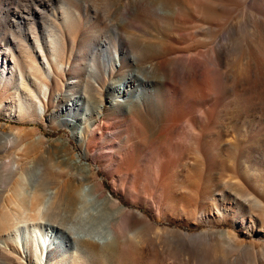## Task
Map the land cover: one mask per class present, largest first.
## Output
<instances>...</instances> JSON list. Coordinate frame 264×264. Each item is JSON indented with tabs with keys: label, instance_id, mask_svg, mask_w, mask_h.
<instances>
[{
	"label": "rangeland",
	"instance_id": "obj_1",
	"mask_svg": "<svg viewBox=\"0 0 264 264\" xmlns=\"http://www.w3.org/2000/svg\"><path fill=\"white\" fill-rule=\"evenodd\" d=\"M134 1L0 0V61L4 56L16 69L14 84L0 83V234L18 229L21 173L54 203L50 214L59 215L57 224L50 215L53 222L46 224L63 235L83 227L67 214L66 186L87 187L98 179L113 202L87 207L109 213L124 206L127 215L142 214L162 245L145 249L126 238L115 244L114 255L82 253L86 264H264V0H177L170 14L142 7L128 19ZM54 35L61 39L65 71L54 66L47 92L28 79L36 104L32 112L19 113L20 99L31 98L29 89L17 91L21 77L31 74L32 57L24 47L41 61L36 44L45 46ZM121 44L140 51L145 63L179 55L199 74L189 78L168 60L139 102L127 109L106 105L97 120L82 107L75 110L77 126L65 122L71 97L93 111L101 97L108 104L110 81L92 79L87 68L105 46L114 51ZM173 68L176 81L169 80ZM88 124L79 140L78 126ZM75 158L96 177L74 173ZM113 216L116 222L120 214ZM178 231L200 234L201 245L176 247L164 233ZM16 256L0 249V264H30Z\"/></svg>",
	"mask_w": 264,
	"mask_h": 264
},
{
	"label": "bare ground",
	"instance_id": "obj_2",
	"mask_svg": "<svg viewBox=\"0 0 264 264\" xmlns=\"http://www.w3.org/2000/svg\"><path fill=\"white\" fill-rule=\"evenodd\" d=\"M178 3L179 1L177 2V0H135L133 3H129V10L127 12L128 19L142 7L151 9L158 15L160 14L164 16L172 13ZM218 6L220 7V10L223 9L222 4H219ZM72 21L73 19L68 16L66 17L65 24L69 26L71 25V23H73ZM254 25L252 27L253 31L251 30L252 32H254V30L256 29V25L255 27ZM59 37L60 36L56 35H54V37L52 36V39L47 42L45 46H42L39 42H37L36 47L42 56L41 61H38L37 56L32 53L33 51H29L30 47L29 49L28 47H24L26 48L25 53L29 57H32V60H30L32 61V64L29 68L31 74L27 78H24V76H20L21 82L19 83L20 86L18 85L17 91L22 92L23 90H26V88L29 89V87L27 86V80L29 79L32 84H38L47 92L50 89L51 79L56 73L54 66H56L57 69L61 70L62 72L65 71V64L59 60V50L61 46V39ZM131 38L132 37L128 36V40ZM150 47L148 48L152 49V47L154 46H152L151 48ZM260 47L261 50L259 51L262 54L264 53V46L260 44ZM144 48L145 47H143L142 49ZM148 48L146 49L149 50ZM155 48H153V51ZM143 51H145V49ZM139 52L140 51L135 52L123 48V45L121 44L120 48L114 51L105 46L101 51L100 58L94 55L92 57V63L87 68V74L92 79L97 80V78L103 77L105 80L110 81L109 87L111 88L109 89L108 104H106L105 100L101 97L99 98V102L95 110L93 111L92 109H89L88 103L86 104V107L83 106L84 104L82 103V99H74L73 97H71L69 102L67 103V106L64 107V109L68 113V117L65 118V122H70L74 126L78 124L75 110H79L82 107V110L87 116L92 117L93 114L96 113L97 120L98 118H100V115H103L106 105L110 110L117 106H124L127 109L130 103L134 101L139 102L141 96L144 95V87L149 86L157 79L155 78L157 67L159 65L165 64L168 60L171 61L174 65L182 67L184 70V74L189 78H193L194 76L199 74V70L195 69L191 64H182L181 57L179 55L177 56L169 54L171 56L170 58L168 57L165 60H160L157 63H145V59L143 60V57L145 56H142V53L140 54ZM48 53L50 54L51 58L48 56ZM5 58L6 57L3 56L2 60L0 61V83L4 86H7L16 82L14 79L16 69L14 64H8V58H6V62L3 63V60H5ZM126 67L127 70L125 74H123V72H120ZM202 70H205L204 66H202ZM178 74V71L173 68V70L168 74L169 80L176 81ZM165 78H162L161 80H166ZM101 87L104 88L105 85ZM29 90L32 99H20V102L17 106L19 113L28 114L33 111V108L36 104L33 101V98L34 96L37 97V95L31 88ZM44 111L45 107L41 104V112L43 113ZM91 126L92 124H88L84 127L82 125L78 126V132L80 133L79 140H82L84 130L86 128L90 130ZM96 130L97 129H93L92 133H95ZM71 164L76 171L73 172L82 174V176L86 178V180H88L91 176L96 177L95 173L88 166L81 163V158L73 159L71 161ZM32 184L33 183H31V179L29 178L28 174L21 173L20 180L17 184V202H15V204L17 203V205L21 208L18 229L17 231H15V233H7L6 235L0 234V249L7 253L8 256L15 257L16 254H22L27 261L29 260L30 264H86L87 257L82 255V253L92 252L93 254H100L101 256L106 257L108 255H114L118 249L115 247V244L123 241L126 238L134 239L138 243V245H141L142 248L145 249L160 247L162 245L159 242L158 237H155L150 233L149 227L147 226L142 214L128 213L127 215L126 213H124V206H117L114 208L115 211H111L109 213H107L108 211L103 213L101 211V208H97V206L92 208L87 207V205L90 204H94L95 206V204L99 201H102V204H112L113 202V199L111 197L105 196L102 185L98 179H96V182L93 185L88 184L87 187L77 184H70L66 186V200L64 203L68 212L67 214L71 215L74 222L83 224V227L80 229L77 228L78 230H72V232H67V234L63 235L62 229H59L55 224L49 222V224H46L47 220L53 222L59 218L58 215L57 219H55L56 217L54 216L53 219L50 214L53 209L54 203L52 201L47 202V200L44 199L45 197L42 198L43 190ZM59 192L60 191L58 190L50 194L55 197L59 194ZM97 197H100V200H98ZM49 200H51L50 197ZM102 204L100 205L102 206ZM18 213L16 212V214ZM117 213L120 214V217L117 218V221L115 222L113 215H117ZM48 215L51 216L53 221L49 219L50 217L48 218ZM7 218H9V216ZM98 218L101 220L100 222H97ZM249 221H252L251 218L249 219ZM6 222L7 220L1 221V223L3 224ZM6 226L9 225L6 224ZM164 234H166L165 236H167V239L178 248H183L185 247L184 245L188 244L192 245V247L194 248L195 246L201 245V243L196 241L198 240V238H202L200 234H189L183 232H179V234L177 235L171 234L170 232H166ZM182 236H186L187 238ZM190 239L191 243L189 241ZM83 244H85V247H82ZM82 248L85 249V251H83ZM57 252H59V255L57 254Z\"/></svg>",
	"mask_w": 264,
	"mask_h": 264
}]
</instances>
